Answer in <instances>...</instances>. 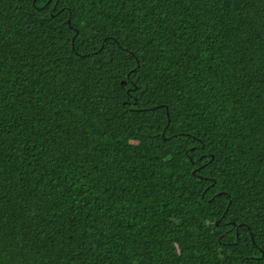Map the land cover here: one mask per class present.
I'll return each instance as SVG.
<instances>
[{
  "label": "trees",
  "instance_id": "trees-1",
  "mask_svg": "<svg viewBox=\"0 0 264 264\" xmlns=\"http://www.w3.org/2000/svg\"><path fill=\"white\" fill-rule=\"evenodd\" d=\"M40 3L0 0V264H264V0Z\"/></svg>",
  "mask_w": 264,
  "mask_h": 264
},
{
  "label": "snow or ice",
  "instance_id": "snow-or-ice-1",
  "mask_svg": "<svg viewBox=\"0 0 264 264\" xmlns=\"http://www.w3.org/2000/svg\"><path fill=\"white\" fill-rule=\"evenodd\" d=\"M36 4L39 5V7L43 8L45 5L40 3V0H35ZM48 3H51V0H47Z\"/></svg>",
  "mask_w": 264,
  "mask_h": 264
},
{
  "label": "water",
  "instance_id": "water-1",
  "mask_svg": "<svg viewBox=\"0 0 264 264\" xmlns=\"http://www.w3.org/2000/svg\"><path fill=\"white\" fill-rule=\"evenodd\" d=\"M69 22H70V20H68V23H69ZM123 83H124V82L122 81V84H123ZM216 225H218L217 222H216ZM233 225H234V223H233ZM239 226H243V224H239L238 227H239Z\"/></svg>",
  "mask_w": 264,
  "mask_h": 264
}]
</instances>
